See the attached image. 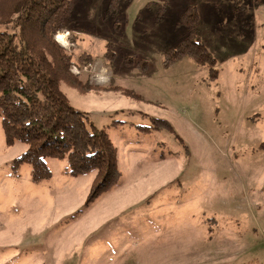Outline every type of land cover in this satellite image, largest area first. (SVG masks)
I'll return each instance as SVG.
<instances>
[{
    "label": "rangeland",
    "instance_id": "obj_1",
    "mask_svg": "<svg viewBox=\"0 0 264 264\" xmlns=\"http://www.w3.org/2000/svg\"><path fill=\"white\" fill-rule=\"evenodd\" d=\"M195 5L214 79L191 59L163 64L188 3L122 0L111 15L109 0H74L68 45L55 39L94 62L71 67L86 90H61L106 129L121 180L89 208L97 171L49 158L53 178L34 184L31 166L13 173L28 146H7L0 120V264H264V0Z\"/></svg>",
    "mask_w": 264,
    "mask_h": 264
},
{
    "label": "trees",
    "instance_id": "obj_2",
    "mask_svg": "<svg viewBox=\"0 0 264 264\" xmlns=\"http://www.w3.org/2000/svg\"><path fill=\"white\" fill-rule=\"evenodd\" d=\"M7 1L1 7L0 0L3 13L0 15V120L7 146L17 142L28 146L14 160L13 173L29 165L32 182L41 184L53 178L47 164L49 158L66 161L69 167L65 173L72 176L97 171L96 184L86 200L85 207L89 208L120 182L121 173L117 168V150L106 129L90 125L86 114L75 110L61 90L65 81L86 90L88 83L74 75L71 67L83 69L94 62L87 53L75 61L72 52L55 39L73 14L74 0ZM121 1L109 0L111 15L117 14ZM181 1L188 3L181 18L186 39L177 49L167 52L163 64L170 68L183 59H191L200 66H209L214 79L218 74L216 61L200 36L201 18L196 0ZM13 11L15 23L14 19L5 17ZM70 42L73 43V38ZM108 55L111 61L115 57L111 51ZM157 123L169 125L167 121L153 119L155 130H161Z\"/></svg>",
    "mask_w": 264,
    "mask_h": 264
},
{
    "label": "bare ground",
    "instance_id": "obj_3",
    "mask_svg": "<svg viewBox=\"0 0 264 264\" xmlns=\"http://www.w3.org/2000/svg\"><path fill=\"white\" fill-rule=\"evenodd\" d=\"M58 40L61 43L62 46H67L68 45V41H67V35L66 34H59L58 35Z\"/></svg>",
    "mask_w": 264,
    "mask_h": 264
},
{
    "label": "crops",
    "instance_id": "obj_4",
    "mask_svg": "<svg viewBox=\"0 0 264 264\" xmlns=\"http://www.w3.org/2000/svg\"><path fill=\"white\" fill-rule=\"evenodd\" d=\"M67 40H68V37H67ZM68 43V42H67Z\"/></svg>",
    "mask_w": 264,
    "mask_h": 264
},
{
    "label": "built area",
    "instance_id": "obj_5",
    "mask_svg": "<svg viewBox=\"0 0 264 264\" xmlns=\"http://www.w3.org/2000/svg\"><path fill=\"white\" fill-rule=\"evenodd\" d=\"M61 44V43H60Z\"/></svg>",
    "mask_w": 264,
    "mask_h": 264
}]
</instances>
